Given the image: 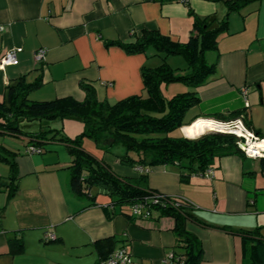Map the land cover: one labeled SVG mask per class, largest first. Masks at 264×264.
Here are the masks:
<instances>
[{
    "label": "crops",
    "instance_id": "0c3cea01",
    "mask_svg": "<svg viewBox=\"0 0 264 264\" xmlns=\"http://www.w3.org/2000/svg\"><path fill=\"white\" fill-rule=\"evenodd\" d=\"M189 13L219 21L226 5L223 0H0V57L17 51V63L0 70V96L19 77L30 83L40 74L41 86L29 97L39 94L36 98L42 101L63 97L82 101L80 82L93 88L98 101L144 97L140 69L152 55L147 51L128 55L104 42H130L146 29L185 43L191 33ZM227 22L216 51L209 53L213 61L216 58L215 73L196 90L198 103L189 114L242 110L251 127L264 133V0L230 13ZM38 49L46 54L36 63ZM234 124L244 128L241 121ZM183 128L179 131L186 138ZM14 153L18 180L11 200L3 187L8 169L0 163V264H97L108 247L125 248L131 264H168L167 256L179 251L172 217L154 211L148 218L131 221L106 197L97 196L91 206L78 198L65 170L68 155L29 154L25 146L22 154ZM118 153L95 158L119 177L137 178L135 168L118 162L124 154ZM260 159L246 155L214 159L211 179L185 176L174 165L151 167L144 174L145 190L183 202L193 217L186 220L185 230L200 243L199 264H252L249 246L227 230L256 231L264 240ZM46 231L52 240H44ZM17 239L22 251L12 255L10 244Z\"/></svg>",
    "mask_w": 264,
    "mask_h": 264
},
{
    "label": "trees",
    "instance_id": "16d2710c",
    "mask_svg": "<svg viewBox=\"0 0 264 264\" xmlns=\"http://www.w3.org/2000/svg\"><path fill=\"white\" fill-rule=\"evenodd\" d=\"M223 1L226 14L219 21L199 18L189 13L192 20L191 33L185 43L172 41L156 30L146 29L140 30L139 35L130 42H104L106 47H119L128 55L144 54L149 48L162 54L158 66L140 69L144 97L130 96L114 103L98 101L93 88L80 82L78 87L83 93L82 101H76L72 97L30 101L29 95L41 86V75L30 83L22 76L6 87L5 100L0 101V135L26 140L27 153L29 148H35L40 151L37 154H42L46 152L44 146L52 142L64 145L70 157V164L65 170L69 173L70 185L75 195L88 201V206L94 205L97 196L106 197L112 207L118 208L131 221L137 219L130 215L129 207L147 202L153 193L143 188L145 175H139L137 178L115 175L102 160L83 150L82 138L91 139L97 148L106 150V153L114 147L121 148L124 154L117 159L124 166L151 168L174 165L185 176L204 171L211 167L217 158L229 155L244 157L245 154L237 146L239 139L233 135L209 133L197 139H187L179 131L197 119H210L222 124L239 120L244 129L255 138L264 139V133L251 127L242 110L211 115L189 114L198 103L196 90L206 84L215 73L216 58L211 64H207L204 55L206 52L216 51L219 36L228 30L229 14L260 0ZM169 56L182 58L186 64L185 69L171 68L166 63ZM169 83H182L191 90L166 99L160 92V86ZM68 118L78 119L83 125L82 132L74 139L65 138L61 130H41L47 122ZM33 122L39 127L37 132H24L20 129L23 125ZM16 156L17 153L0 145V163L8 169L7 183L3 186L7 192V200H11L17 192ZM260 161H264V158ZM92 190L94 194L90 193ZM171 201L177 203V207L162 203L148 204L146 209L150 215L157 211L160 216L173 218V231L179 242V251H174L173 254L182 257L183 264H199L202 259L200 243L185 230L186 220L194 219L186 212L183 202ZM227 231L239 236L242 242L249 246V262L264 263V240L257 238L256 231ZM104 244L111 243L106 241ZM100 246L103 248L105 245L100 243ZM109 248L105 251L106 256L100 260L110 254L112 250ZM21 251L20 239L10 244L12 255Z\"/></svg>",
    "mask_w": 264,
    "mask_h": 264
},
{
    "label": "rangeland",
    "instance_id": "374dc122",
    "mask_svg": "<svg viewBox=\"0 0 264 264\" xmlns=\"http://www.w3.org/2000/svg\"><path fill=\"white\" fill-rule=\"evenodd\" d=\"M147 53L149 55H152L148 57L149 60H148L147 66L149 65L158 66L161 63V57H162L161 53L156 52L152 48H149L147 50ZM209 53L210 52H206L204 55V60L207 64H211L213 62V56L212 54H209ZM209 55H210V58H209ZM166 63L170 64V66L172 67H175V66H179V67L183 66V68L186 67L185 61L180 57L169 56L166 58ZM167 86L168 88H166ZM170 89H171V93L170 92L168 93ZM190 90H191L190 87L182 83H169V84H162L160 86V92L161 94H163V97L166 99H169L176 94H182V93L189 92ZM37 95L39 94L30 96L28 99L30 101H42V99L36 98ZM3 100H5V98L0 96V101H3ZM47 123H49V125L43 127L41 130H45V131L49 129L61 130V134L67 139H74L83 130L82 122L75 118H68L64 120L52 121V122H47ZM234 128H235L234 125H232L230 130L232 131L234 130ZM20 129L24 132H29V131L37 132L39 130V127L37 123L33 122V123H29L28 126H25V125L22 126ZM25 143H26V140L22 139L21 137H11V136L0 135V145L8 149L11 152L20 151V153L22 154ZM81 146L86 153L90 154L93 157H96L98 154L99 156H101L106 151V150L102 151V149L99 150V148H97L94 145L93 141L89 138H82ZM44 148L46 149V153L44 155L51 154L54 157L59 156L60 158H66V156L68 155L65 146L62 144L52 142V144L45 145ZM118 151L121 154L124 153V151L119 147H116V148L114 147L109 152L118 153ZM91 193L94 194V191H92Z\"/></svg>",
    "mask_w": 264,
    "mask_h": 264
},
{
    "label": "built area",
    "instance_id": "2783aa9c",
    "mask_svg": "<svg viewBox=\"0 0 264 264\" xmlns=\"http://www.w3.org/2000/svg\"><path fill=\"white\" fill-rule=\"evenodd\" d=\"M182 1L185 2L187 0H182ZM45 54H46L45 49H38L34 53V60L36 61V63L42 62L44 60ZM16 63H17V51L15 49L8 50L0 57V70L6 66L15 65ZM236 122H240V121L237 120L234 122L223 124V126L225 128H227V131H231L230 128L232 125H234L235 128L237 127V125L234 124ZM240 130L243 132V134H241V136H243L246 141L248 140L250 142L251 141L250 137L253 135L246 132V130L242 127ZM231 132L234 133V131H231ZM237 146L239 147V142H238ZM242 152L246 156L254 158L253 155H250L249 153H247L246 149H244ZM28 153L29 154H37V153H40V151L38 149H35V148H29ZM256 157H259V156H256ZM135 171L139 175H144V174L148 173V168L136 166ZM195 176L206 177V178L211 179V178H213V169L211 167L206 168L204 171L198 172L197 174H195ZM171 200H175V199L167 197L163 194L153 192L149 196V200H147V202L137 203V204L130 206L129 207V213L132 217H134L137 220L145 219V218H148L150 216L149 211L146 209V206L148 204L157 205V204L165 203L166 205H170L172 207H177V203L172 202ZM176 202H179V201H176ZM43 238L46 241H50L53 239V236L49 231H46L43 234ZM165 262L168 264H183V258L175 256L173 253H170L167 256ZM131 263H132V258L130 256V254L128 253V251L125 248L121 247V248H118V249L112 251L110 254L107 255L106 258L100 260L97 264H131Z\"/></svg>",
    "mask_w": 264,
    "mask_h": 264
},
{
    "label": "bare ground",
    "instance_id": "6f19581e",
    "mask_svg": "<svg viewBox=\"0 0 264 264\" xmlns=\"http://www.w3.org/2000/svg\"><path fill=\"white\" fill-rule=\"evenodd\" d=\"M219 125H217L216 123H213L210 120L201 119V120L194 121L191 125L183 128L181 131L186 138L195 139V138H198L200 135L207 133L208 131H221L222 132V131L227 130V128L223 126H219ZM240 129L241 127L237 126L232 131H234L236 135L243 137L241 136L243 132ZM245 146L246 147L242 145V147H244L247 150V153H249L250 155H253L254 157L261 156L263 155L262 153L264 152V139L250 141V142L247 140L245 143Z\"/></svg>",
    "mask_w": 264,
    "mask_h": 264
},
{
    "label": "water",
    "instance_id": "95a60500",
    "mask_svg": "<svg viewBox=\"0 0 264 264\" xmlns=\"http://www.w3.org/2000/svg\"><path fill=\"white\" fill-rule=\"evenodd\" d=\"M209 133H220V134H229V135H233V136H235V137H237L238 139H239V149L241 150V151H243L245 148L244 147H246L245 146V143H246V140H245V138L244 137H240V136H238V135H236L235 133H233V132H231V131H208L207 133H205V134H209ZM205 134H202V135H200L199 137H201V136H203V135H205ZM198 137V138H199ZM187 139H189V138H187ZM195 139H197V138H195ZM250 139H251V141H256V140H258L257 138H255L254 136H251L250 137ZM242 145L244 146V147H242ZM263 155H261V156H259V158H264V152L262 153Z\"/></svg>",
    "mask_w": 264,
    "mask_h": 264
}]
</instances>
